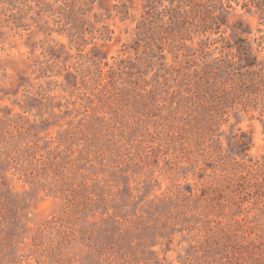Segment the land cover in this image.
Instances as JSON below:
<instances>
[{
  "label": "rangeland",
  "instance_id": "1",
  "mask_svg": "<svg viewBox=\"0 0 264 264\" xmlns=\"http://www.w3.org/2000/svg\"><path fill=\"white\" fill-rule=\"evenodd\" d=\"M0 264H264V0H0Z\"/></svg>",
  "mask_w": 264,
  "mask_h": 264
}]
</instances>
